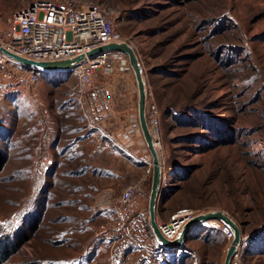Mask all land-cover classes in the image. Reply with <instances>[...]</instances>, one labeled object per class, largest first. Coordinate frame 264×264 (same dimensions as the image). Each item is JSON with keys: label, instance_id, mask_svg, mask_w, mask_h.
Listing matches in <instances>:
<instances>
[{"label": "rangeland", "instance_id": "1", "mask_svg": "<svg viewBox=\"0 0 264 264\" xmlns=\"http://www.w3.org/2000/svg\"><path fill=\"white\" fill-rule=\"evenodd\" d=\"M32 1L0 0V12L20 10ZM80 2L108 11L141 65L146 104L158 111L162 175L157 222L169 224L182 210H191L193 217L223 212L246 238L231 264H264V0ZM120 65L114 62L109 75L99 70L97 78L108 82L112 96L129 93L133 103L125 124L102 117L105 125L99 128L110 138L119 130L128 132L131 115L138 123L134 75L130 66L124 72ZM75 93L69 72L40 73L26 93L0 82V151L5 157L0 264H223L232 239L218 220L196 224L177 247L154 249L141 260L139 230L149 242L155 240L148 211L147 220L133 222L134 211L126 218L123 238L111 229L116 220L104 199L109 188L85 186L83 172L42 162L54 156L43 141L64 120L54 109L70 108L65 101ZM93 128L106 147L104 155L109 151L123 158L126 174L132 165L146 166L147 210L152 159L140 128L128 134L130 152L146 161L139 164ZM96 175L103 180L110 175L114 182L106 170L95 171L99 182ZM103 230L109 233L100 239L96 235ZM18 237H25L24 243Z\"/></svg>", "mask_w": 264, "mask_h": 264}, {"label": "built area", "instance_id": "2", "mask_svg": "<svg viewBox=\"0 0 264 264\" xmlns=\"http://www.w3.org/2000/svg\"><path fill=\"white\" fill-rule=\"evenodd\" d=\"M120 42L124 41L113 18L106 9L97 4H82L80 0H34L20 10L8 14L0 12V47L5 51L34 61H62L84 56L67 72L75 78L78 101L86 99L97 114L108 113L112 109L108 82H97L99 70L104 75H109L114 71V62L121 64L120 71L124 72L129 70V65L125 55L120 52H104L94 57L86 54L99 47ZM40 73L46 72L28 68L0 51V82L9 89L28 92L29 87L38 81ZM145 115L152 141H156L159 133V114L156 107L146 104ZM131 116L127 133L119 130L113 138L103 133L101 135L136 162L146 163L129 150L131 142L128 134L139 129L136 117ZM141 190L142 181H138L126 186L119 195L110 200L111 216L116 220L111 224V229L123 238L125 220L131 212L132 200ZM188 212L189 215L185 218L190 220L193 212ZM185 218L169 224L157 222V225L166 239L173 240L179 234ZM221 230L227 239H232L233 233L226 226L223 225ZM108 233L109 230H103L96 236L102 239ZM245 239L241 238L238 250L232 257L234 260L241 253ZM115 242L116 239L112 241L113 245ZM161 250L162 248L159 249Z\"/></svg>", "mask_w": 264, "mask_h": 264}, {"label": "crops", "instance_id": "3", "mask_svg": "<svg viewBox=\"0 0 264 264\" xmlns=\"http://www.w3.org/2000/svg\"><path fill=\"white\" fill-rule=\"evenodd\" d=\"M112 95L113 92L110 89L109 100L112 103V109L110 112L104 114L95 113L86 99L78 101L76 93L70 100L65 101L70 108H55L54 113H62L64 120H61L59 126L55 123L54 129L56 132L53 134V137L49 139H46V137L45 141H43V145L49 147L50 151H53L52 154L54 156L43 159L42 162L46 161L47 164L53 163L57 165L56 168L59 167L63 170L83 172L81 177H85L86 179L85 186H104L105 188H109L104 190V199L107 201H110L113 196L119 195L126 186L142 181V190L134 196L130 212V214L133 211L135 212L132 218L133 222H140V219L147 220V210L144 208L147 188L145 179L148 175L146 166L132 165L130 173L126 174L123 158L118 153L112 152L111 154L109 151L104 155L106 147L102 145L101 136L96 131L90 129H94L93 126H97L98 128L104 126L105 123L103 125L104 120L102 117L106 115L111 116L116 123L120 122V125L126 123V119L132 110L133 103L130 100L131 96L129 93L123 94L119 98H115ZM100 132L103 133V130L100 129ZM38 146L40 147L41 143ZM96 170H106L108 173H113L114 182H109L110 175L106 179L104 178L105 180H103V177L98 176V178L96 175L97 180H100L97 182L94 178ZM130 214L129 216H131ZM131 228L132 226H128L129 231ZM138 233L144 239V242H140L142 247L140 257L142 260L148 254L150 255L152 250L158 251L160 247L155 240L149 242V236L143 229H140ZM145 245L147 246L146 248H144ZM165 252L167 251L165 250Z\"/></svg>", "mask_w": 264, "mask_h": 264}, {"label": "water", "instance_id": "4", "mask_svg": "<svg viewBox=\"0 0 264 264\" xmlns=\"http://www.w3.org/2000/svg\"><path fill=\"white\" fill-rule=\"evenodd\" d=\"M0 51L28 68L43 71L46 73H60V72L63 73L70 71L79 61H81L84 58L83 55H80L62 61H34L7 52L1 47H0ZM111 51L120 52L127 57L137 87V118H138L139 128L143 136L144 142L146 144L147 150L149 151V154L152 159L151 161L152 179H151V187L148 197L147 211H148V224L152 231L156 243L162 249L165 250L172 249L182 243L185 234L196 224H199L201 222H207L209 220H218L233 233V238L229 244L223 262V264H231V259L235 254L237 247L240 244L241 230L239 229L237 224L230 217L225 215L223 212L213 211L192 217L182 227L179 234L173 240H168L161 234L156 220V204L161 187L160 185H161L162 171L160 165V158L157 151L153 147L152 137L148 131L147 123H146V115H145L146 93H147L146 82L143 77L141 65L138 61V58L134 50L131 48V46H129L125 42L113 43L99 47L87 53L86 56L94 57L97 54H102L104 52H111Z\"/></svg>", "mask_w": 264, "mask_h": 264}, {"label": "bare ground", "instance_id": "5", "mask_svg": "<svg viewBox=\"0 0 264 264\" xmlns=\"http://www.w3.org/2000/svg\"><path fill=\"white\" fill-rule=\"evenodd\" d=\"M149 131V130H148ZM153 142V147L155 148V150L157 151V153H158V149H157V142L156 141H152ZM158 155H159V153H158ZM160 165H161V162H160ZM161 171H162V167H161ZM185 210H183L182 212H180L176 217H173V222L172 223H174V222H177V220H179V219H177V218H185V217H188V215H189V212H188V210H186L187 212H184ZM185 221H184V223H183V226L187 223V221L189 220V218H185L184 219ZM238 250V249H237ZM236 250V251H237Z\"/></svg>", "mask_w": 264, "mask_h": 264}, {"label": "trees", "instance_id": "6", "mask_svg": "<svg viewBox=\"0 0 264 264\" xmlns=\"http://www.w3.org/2000/svg\"><path fill=\"white\" fill-rule=\"evenodd\" d=\"M5 163V157L2 155L1 151H0V171H1V168L2 166L4 165ZM25 240V237H22V239L20 237H18L17 241H19V243H24L23 241ZM4 253H8L7 252V248H4L3 250ZM5 257H9L7 255H4Z\"/></svg>", "mask_w": 264, "mask_h": 264}]
</instances>
